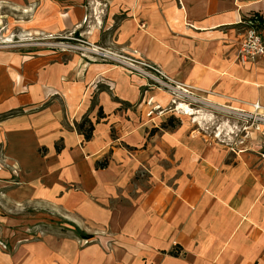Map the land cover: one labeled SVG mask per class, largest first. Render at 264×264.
<instances>
[{
  "label": "crops",
  "instance_id": "crops-1",
  "mask_svg": "<svg viewBox=\"0 0 264 264\" xmlns=\"http://www.w3.org/2000/svg\"><path fill=\"white\" fill-rule=\"evenodd\" d=\"M73 1L68 19L61 16L65 9L60 6L67 3H58L51 13L57 3H41L47 8L38 20L52 14L47 29L73 28L81 21L84 4ZM112 2L94 38L104 41L107 29L116 47L145 53L175 82L210 99L241 108L254 102L264 106V55L254 61L238 58L245 33L239 21L253 12L264 13V0ZM111 27H117L115 32ZM259 31L264 41V23ZM47 58L39 60L38 71L30 76L24 72L21 80L13 69L0 76V115L18 112L0 122V142L9 159H19L15 155L27 149L37 159L56 155L72 164L96 159L92 155L100 149L113 150L109 159H141L118 146H134L138 131L144 129L121 115L130 111L120 102L139 99L131 79L101 63ZM99 108L103 117L96 122ZM84 116L94 123L88 141L76 129ZM188 141L181 142L187 158L172 166L182 171L176 188L150 195L148 207L135 218L134 251L122 249L119 264H264V172L252 173L244 163L231 168L218 159H192ZM15 147L17 152L8 151ZM77 171L76 177L81 174Z\"/></svg>",
  "mask_w": 264,
  "mask_h": 264
},
{
  "label": "rangeland",
  "instance_id": "rangeland-1",
  "mask_svg": "<svg viewBox=\"0 0 264 264\" xmlns=\"http://www.w3.org/2000/svg\"><path fill=\"white\" fill-rule=\"evenodd\" d=\"M41 3H57L48 13L58 3H67L60 6L65 9L61 16L68 19V8L76 2L0 0V76L13 69L16 80H21L24 72L30 76L38 71L45 56L122 70L139 99L120 102L130 111L121 115L144 129L138 131L134 146L123 142L118 146L141 159H109L113 150L100 149L92 155L96 159L72 164L56 155L37 159L27 149L15 155L19 158L15 162L0 142V264H119L122 249L134 251L135 218L148 207L150 195L176 188L182 171L172 166L186 157L182 141L189 140L192 159H218L231 168L244 163L252 173L264 172L263 105L254 102L241 108L210 99L175 82L145 53L116 47L107 29L104 41L94 38L112 0H83L80 23L57 31L47 29L52 14L38 20L47 8ZM250 18L261 29L264 13H250L239 22L244 27ZM114 21L118 23L117 17ZM14 111L1 114L0 122L18 113ZM111 130L116 138V130Z\"/></svg>",
  "mask_w": 264,
  "mask_h": 264
},
{
  "label": "built area",
  "instance_id": "built-area-1",
  "mask_svg": "<svg viewBox=\"0 0 264 264\" xmlns=\"http://www.w3.org/2000/svg\"><path fill=\"white\" fill-rule=\"evenodd\" d=\"M256 19H248L245 25V33L239 48L241 61H254L264 55V41L256 25Z\"/></svg>",
  "mask_w": 264,
  "mask_h": 264
},
{
  "label": "trees",
  "instance_id": "trees-1",
  "mask_svg": "<svg viewBox=\"0 0 264 264\" xmlns=\"http://www.w3.org/2000/svg\"><path fill=\"white\" fill-rule=\"evenodd\" d=\"M103 117V113L101 108L98 109L97 111V118H96V122L99 121L100 118ZM165 126V124H162V127ZM76 129L77 131L83 135L84 139L86 141L90 140V138L92 137V132L94 130V123H92L87 116H84L83 119L76 125ZM61 149V147L59 146H55V150L56 152H59ZM97 165H99L100 163H96ZM106 162L102 163L101 167L104 168L105 167ZM91 236L87 235L86 238H89Z\"/></svg>",
  "mask_w": 264,
  "mask_h": 264
},
{
  "label": "bare ground",
  "instance_id": "bare-ground-1",
  "mask_svg": "<svg viewBox=\"0 0 264 264\" xmlns=\"http://www.w3.org/2000/svg\"><path fill=\"white\" fill-rule=\"evenodd\" d=\"M25 58H27V57H25Z\"/></svg>",
  "mask_w": 264,
  "mask_h": 264
}]
</instances>
